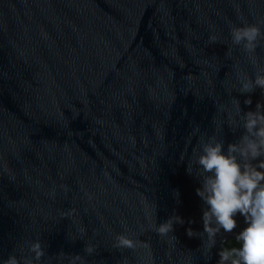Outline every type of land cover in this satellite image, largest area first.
<instances>
[{
  "label": "water",
  "instance_id": "1",
  "mask_svg": "<svg viewBox=\"0 0 264 264\" xmlns=\"http://www.w3.org/2000/svg\"><path fill=\"white\" fill-rule=\"evenodd\" d=\"M241 20L264 28V0H0V264L37 239L39 264H218L246 223L205 255L187 168L207 136L226 151L244 133L233 98L264 104L235 89L234 65L254 71L230 43ZM122 232L135 249L113 246Z\"/></svg>",
  "mask_w": 264,
  "mask_h": 264
},
{
  "label": "clouds",
  "instance_id": "2",
  "mask_svg": "<svg viewBox=\"0 0 264 264\" xmlns=\"http://www.w3.org/2000/svg\"><path fill=\"white\" fill-rule=\"evenodd\" d=\"M229 36L231 46L239 48L254 68L251 74H246L234 65L238 79L235 89L240 93H251L257 87L264 90V66L257 51L264 40L261 23L241 20L239 24L230 26ZM209 42H218V37L210 35ZM230 52L231 47L225 54ZM233 101L235 112L228 123L233 128L243 127L244 133L237 142L229 143L226 151L223 140L216 135L207 136L194 152L195 158L187 171L192 173V164L197 165L195 171L200 177V186L196 193L206 206L202 212L203 233L200 234H206L204 254L207 255L214 246L221 230L231 233L237 227L236 216L239 214L246 223L235 236L240 246L221 251L218 264H228L232 257L235 259H231V264H264V104L258 102L254 111L241 114L239 100L233 98ZM244 103L250 105L251 98L245 99ZM174 223H184L183 218L173 215L151 228L159 236L168 237ZM79 231L82 238L85 230ZM193 234L189 229L188 235ZM113 246L116 249H135L137 241L122 232L116 234ZM84 252L92 255L95 248L86 244ZM28 253L23 258L10 254L2 264H39L45 256L42 242L39 239L32 241L28 245ZM80 259L76 256L73 264Z\"/></svg>",
  "mask_w": 264,
  "mask_h": 264
},
{
  "label": "trees",
  "instance_id": "3",
  "mask_svg": "<svg viewBox=\"0 0 264 264\" xmlns=\"http://www.w3.org/2000/svg\"><path fill=\"white\" fill-rule=\"evenodd\" d=\"M239 246H240V244L237 241H228L227 244L225 245L223 251H229L233 248H238ZM230 259H235V257H232Z\"/></svg>",
  "mask_w": 264,
  "mask_h": 264
}]
</instances>
